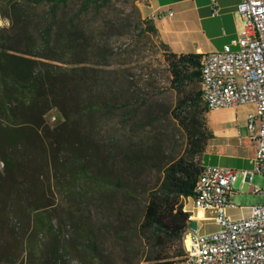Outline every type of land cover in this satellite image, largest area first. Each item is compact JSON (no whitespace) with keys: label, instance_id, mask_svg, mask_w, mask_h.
<instances>
[{"label":"trees","instance_id":"trees-1","mask_svg":"<svg viewBox=\"0 0 264 264\" xmlns=\"http://www.w3.org/2000/svg\"><path fill=\"white\" fill-rule=\"evenodd\" d=\"M106 2L0 0L9 20L0 27V264H64L72 252L87 263L104 262L100 234L86 213L131 212L146 167L161 172L162 180L141 227L154 232L162 254L145 264H173L171 258L185 254L182 245L172 253L171 242H182L191 225L184 199L195 194L214 137L205 117L212 109L202 92L203 54L167 53L179 95L172 115L188 137L183 152L165 155L156 136L138 132L140 125L105 140L102 119L123 107L108 43L81 20ZM148 27L159 32L153 18ZM131 111L135 117L140 109ZM153 121L145 110L141 123ZM61 210L71 218L86 212L69 239L62 223L55 227Z\"/></svg>","mask_w":264,"mask_h":264},{"label":"rangeland","instance_id":"rangeland-1","mask_svg":"<svg viewBox=\"0 0 264 264\" xmlns=\"http://www.w3.org/2000/svg\"><path fill=\"white\" fill-rule=\"evenodd\" d=\"M105 4L101 10L92 11L84 15L81 20L85 28L93 30L95 35L102 37L108 43L110 68L114 72L115 88L117 85L116 92L120 97L118 106L123 107L118 109L115 115L102 119L99 127L100 136L107 140L110 136L120 133L131 134L132 128L137 129V125H140L138 132L150 137L156 136L155 139L161 144L165 155H177L183 152L187 146L188 137L186 131L172 115L179 95L171 84L172 77L167 62V53L170 49L165 46L166 42L161 33H154L148 27V20L153 17L146 14V0H107ZM75 6L76 2L72 4V7ZM238 20L239 35L243 30L241 15ZM106 22L109 25H106ZM130 83H132V89L128 87ZM126 100H130V106L124 107L123 102ZM135 108H139L140 111L134 117L131 110ZM253 108L252 104H242L229 112L226 108L212 109L209 113H205V117L210 128L219 131L227 126L228 120L234 115L237 121L236 129H244L246 116ZM149 109L154 119L153 125L141 123V117L144 116L145 110ZM50 118L54 120V116ZM260 176L263 178L264 186V176ZM161 180L162 174L156 169L146 167L141 171L137 180L139 185L135 192L136 206L132 205L131 212L120 214L96 211L75 212L76 216L71 218L64 210H61L60 217L54 218V223L55 227L60 223L63 224V232L67 239L78 233L81 228L79 219L84 217L82 213H86L90 224L100 234L98 247L104 258V262L94 260L92 263H87L81 253L72 252L66 256L63 263L145 264L155 262L162 254L157 236L153 231L144 232L141 225L152 190L157 188ZM239 182L237 181L234 185L237 190ZM184 203L185 207L192 212V218L196 215L202 232L217 229L215 221L209 218L213 214L210 211L197 210L193 197L184 199ZM245 203L238 204L245 205ZM190 239L191 234L187 231L182 242L179 240L171 242V252H178L181 245L186 252L190 246ZM184 258L185 256L173 257L170 260L173 264H181Z\"/></svg>","mask_w":264,"mask_h":264},{"label":"built area","instance_id":"built-area-1","mask_svg":"<svg viewBox=\"0 0 264 264\" xmlns=\"http://www.w3.org/2000/svg\"><path fill=\"white\" fill-rule=\"evenodd\" d=\"M213 3L215 14L217 0ZM237 10L243 20L242 32L222 49L203 53L202 75L210 109L254 106L247 126L250 138L257 144L254 172L264 174V0H240ZM169 14L173 15V11ZM207 166L206 177H212V185H206L211 203H203L200 194L194 202L197 210L213 214L209 218L217 229L202 232L198 221L200 232L207 234V247L194 264H264V202L250 205L248 215L233 217L229 210L237 207L234 185L239 171L217 164ZM246 173L250 177L253 174ZM254 191L264 195L259 185L254 186ZM190 241L186 252L196 247Z\"/></svg>","mask_w":264,"mask_h":264},{"label":"crops","instance_id":"crops-1","mask_svg":"<svg viewBox=\"0 0 264 264\" xmlns=\"http://www.w3.org/2000/svg\"><path fill=\"white\" fill-rule=\"evenodd\" d=\"M239 2L240 0H217L218 10L214 14L213 0H146L145 11L153 17L171 51L178 54H203L222 49L238 36ZM170 10L173 15L169 14ZM0 17V27L9 25V20L3 17L1 10ZM234 108L236 107L226 109L229 112ZM247 119L248 115L244 129H236L237 121L233 115L227 126L219 131L213 130L214 137L209 141L202 158L203 164H217L239 171V189H235L234 194L237 207L229 210L237 212L230 213L235 218L248 215L250 205L264 202V195L254 191L255 185L264 188L263 178L260 176L264 174L254 172L257 144L250 138ZM248 171L253 172L251 177L246 173ZM237 202L246 203L239 205Z\"/></svg>","mask_w":264,"mask_h":264},{"label":"bare ground","instance_id":"bare-ground-1","mask_svg":"<svg viewBox=\"0 0 264 264\" xmlns=\"http://www.w3.org/2000/svg\"><path fill=\"white\" fill-rule=\"evenodd\" d=\"M158 74H160V73H158ZM148 77H149V74H148ZM155 77H157V76H155ZM140 81H142V80H140ZM202 92H203L204 100H205V102H207V104L209 106V102H208V98H207V83H206V79H205L204 75H202ZM202 169H203V171H202L197 183L195 184L196 187H195V194H194L193 198L195 199V197L198 196V194H200V200L203 203H211L210 190H206V185H212V177H206V175H208L207 164H204V167ZM199 210H203V209H199ZM195 218H197L196 215H195ZM187 231L190 232L191 240H193L195 242L196 247L190 252H185V255H184L185 258H184L182 264H194V263H196V261H198L200 259V257H202L203 249H205L207 247V234H203L202 232H200V229L198 227L193 228L191 225L188 227Z\"/></svg>","mask_w":264,"mask_h":264},{"label":"water","instance_id":"water-1","mask_svg":"<svg viewBox=\"0 0 264 264\" xmlns=\"http://www.w3.org/2000/svg\"><path fill=\"white\" fill-rule=\"evenodd\" d=\"M0 22H1V17H0ZM197 225H198V220L196 218H192V220H191V226L193 228H197Z\"/></svg>","mask_w":264,"mask_h":264}]
</instances>
